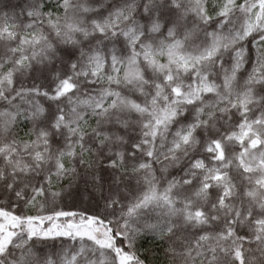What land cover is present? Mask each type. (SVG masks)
<instances>
[{
  "label": "snow or ice",
  "instance_id": "1",
  "mask_svg": "<svg viewBox=\"0 0 264 264\" xmlns=\"http://www.w3.org/2000/svg\"><path fill=\"white\" fill-rule=\"evenodd\" d=\"M0 264H264V0H0Z\"/></svg>",
  "mask_w": 264,
  "mask_h": 264
}]
</instances>
